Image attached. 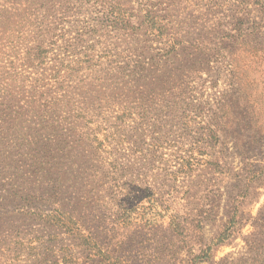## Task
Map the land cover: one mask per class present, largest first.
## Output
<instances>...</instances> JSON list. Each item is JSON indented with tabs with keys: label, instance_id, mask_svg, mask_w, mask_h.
<instances>
[{
	"label": "rangeland",
	"instance_id": "obj_1",
	"mask_svg": "<svg viewBox=\"0 0 264 264\" xmlns=\"http://www.w3.org/2000/svg\"><path fill=\"white\" fill-rule=\"evenodd\" d=\"M0 16V264H264V0Z\"/></svg>",
	"mask_w": 264,
	"mask_h": 264
},
{
	"label": "trees",
	"instance_id": "obj_2",
	"mask_svg": "<svg viewBox=\"0 0 264 264\" xmlns=\"http://www.w3.org/2000/svg\"><path fill=\"white\" fill-rule=\"evenodd\" d=\"M3 21H2V16H0V24L2 23ZM171 48V47H170ZM172 51L170 50V51H167L166 52V54L167 55H169L170 53H171ZM145 71H148V68H144V67H142V68H139L138 70H135V71H133L132 73H130V74H139L138 76H141V77H143V72H145ZM140 77V78H141Z\"/></svg>",
	"mask_w": 264,
	"mask_h": 264
}]
</instances>
